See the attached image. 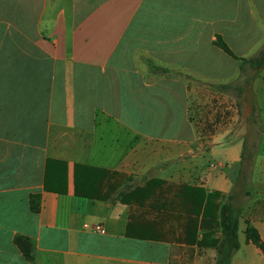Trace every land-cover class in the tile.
<instances>
[{
  "label": "crops",
  "instance_id": "crops-1",
  "mask_svg": "<svg viewBox=\"0 0 264 264\" xmlns=\"http://www.w3.org/2000/svg\"><path fill=\"white\" fill-rule=\"evenodd\" d=\"M217 35L256 55L264 0H0V264H215L181 241L178 192L223 202L241 169V141L197 150L189 121L232 78ZM149 181L147 199L130 194ZM249 194L231 264H264L244 236L249 222L264 242V192Z\"/></svg>",
  "mask_w": 264,
  "mask_h": 264
},
{
  "label": "trees",
  "instance_id": "trees-1",
  "mask_svg": "<svg viewBox=\"0 0 264 264\" xmlns=\"http://www.w3.org/2000/svg\"><path fill=\"white\" fill-rule=\"evenodd\" d=\"M213 44L227 56L240 63L239 73L244 77L248 73L254 74L253 72H257L264 67V46L256 55L243 58L236 56L219 35L216 36ZM229 88L230 85H226L216 90H227ZM243 160L244 153L242 151L241 169L230 193L223 202H219L221 197L219 192L208 193L202 187L183 185L178 192L181 211L184 213V216H182L184 221L183 239L181 241L186 245L213 249L215 251V264H231L233 255L240 247L238 230L242 211V198L250 195L248 175L242 171ZM153 183L159 184V181H153L152 183L149 181L143 187L133 189L130 194L138 195L137 197L145 196V200L149 197V188L154 185ZM125 195L124 192L119 193L120 198ZM123 202L128 201L123 200ZM31 210L38 212V206L33 199L31 200ZM245 224L244 236L246 242L253 244L264 254V242L258 231L249 222ZM132 232L135 234L134 231ZM128 233L127 227V235L130 234ZM137 234L139 235H132V238L154 240L153 237H150L151 233L148 230ZM198 235H200L199 240H197ZM14 243L25 259L32 262L34 258L32 242L23 237H16Z\"/></svg>",
  "mask_w": 264,
  "mask_h": 264
},
{
  "label": "rangeland",
  "instance_id": "rangeland-1",
  "mask_svg": "<svg viewBox=\"0 0 264 264\" xmlns=\"http://www.w3.org/2000/svg\"><path fill=\"white\" fill-rule=\"evenodd\" d=\"M231 47L239 57L232 43ZM222 58L223 63L227 62L222 74L232 77L225 82L230 85L226 94L220 95L214 91L216 89H211L212 94L204 99L205 103L189 106V121L196 130L195 149L205 150L212 146L215 139L223 142L241 141L244 153L242 171L248 175L249 192H264V89H258V81L254 85L250 79L251 73L245 78L239 77L238 61L226 56ZM236 67L237 70L233 71ZM224 133L227 134L224 136ZM204 159L206 164L218 162L208 154L204 155ZM253 180L256 181L255 186L252 185Z\"/></svg>",
  "mask_w": 264,
  "mask_h": 264
},
{
  "label": "built area",
  "instance_id": "built-area-1",
  "mask_svg": "<svg viewBox=\"0 0 264 264\" xmlns=\"http://www.w3.org/2000/svg\"><path fill=\"white\" fill-rule=\"evenodd\" d=\"M101 228L100 227H95V230L96 231H99Z\"/></svg>",
  "mask_w": 264,
  "mask_h": 264
}]
</instances>
